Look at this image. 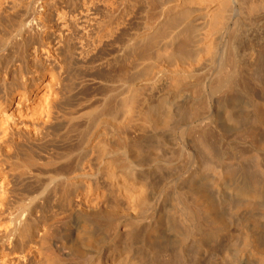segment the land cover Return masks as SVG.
<instances>
[{"label": "bare ground", "instance_id": "bare-ground-1", "mask_svg": "<svg viewBox=\"0 0 264 264\" xmlns=\"http://www.w3.org/2000/svg\"><path fill=\"white\" fill-rule=\"evenodd\" d=\"M0 264H264V0H0Z\"/></svg>", "mask_w": 264, "mask_h": 264}]
</instances>
